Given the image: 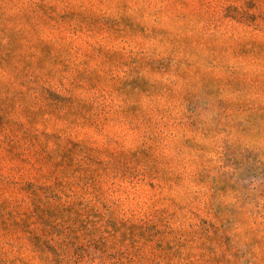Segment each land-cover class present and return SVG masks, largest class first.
I'll use <instances>...</instances> for the list:
<instances>
[{
    "label": "rangeland",
    "instance_id": "374dc122",
    "mask_svg": "<svg viewBox=\"0 0 264 264\" xmlns=\"http://www.w3.org/2000/svg\"><path fill=\"white\" fill-rule=\"evenodd\" d=\"M0 264H264V0H0Z\"/></svg>",
    "mask_w": 264,
    "mask_h": 264
}]
</instances>
